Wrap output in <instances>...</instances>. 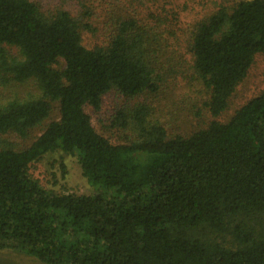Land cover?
<instances>
[{"label":"trees","instance_id":"1","mask_svg":"<svg viewBox=\"0 0 264 264\" xmlns=\"http://www.w3.org/2000/svg\"><path fill=\"white\" fill-rule=\"evenodd\" d=\"M87 29L66 11L0 0V89L27 88L0 100V250L39 264H264V90L186 137H168L140 105L116 113L133 137L113 145L84 112L111 91L156 94L190 73L217 118L264 54V0H236L197 23L188 66L161 63L157 34L133 20L105 47L86 49ZM36 129L26 148L7 139ZM55 152L77 159L94 196L30 178L29 166Z\"/></svg>","mask_w":264,"mask_h":264},{"label":"rangeland","instance_id":"2","mask_svg":"<svg viewBox=\"0 0 264 264\" xmlns=\"http://www.w3.org/2000/svg\"><path fill=\"white\" fill-rule=\"evenodd\" d=\"M42 13L54 15L63 10L72 18L79 19L88 26L81 30V42L86 49L105 47L119 21L133 20L137 26L152 29L157 34L161 47L160 62L191 64L188 44L193 27L214 14L219 8H230L236 0H30ZM248 1V0H246ZM25 86H7L0 89V100L17 93L26 92ZM33 91V88L30 89ZM264 90V54H257L243 81L231 96L228 108L217 118H212L204 108L207 95L194 82L190 73L185 78L169 80L156 94H145L134 99H126L115 91L103 96L98 111L85 106L96 133L113 145L124 144L133 134L113 123L119 111H127L140 105L146 106L149 118L158 121L168 137H186L194 131L205 129L211 121L227 122L243 105ZM53 110L50 120L58 118ZM48 122V121H47ZM40 130L33 131L27 139L7 137L18 148L28 147ZM28 175L46 191L94 196L96 191L88 185L81 174L74 156L62 153L47 154L29 166ZM0 264H39L35 260L15 250H0Z\"/></svg>","mask_w":264,"mask_h":264}]
</instances>
